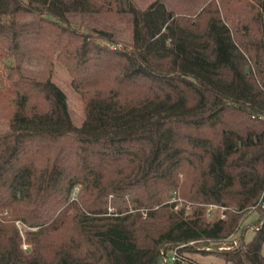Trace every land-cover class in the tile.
Segmentation results:
<instances>
[{
    "label": "trees",
    "instance_id": "16d2710c",
    "mask_svg": "<svg viewBox=\"0 0 264 264\" xmlns=\"http://www.w3.org/2000/svg\"><path fill=\"white\" fill-rule=\"evenodd\" d=\"M0 118V264H264V0H0Z\"/></svg>",
    "mask_w": 264,
    "mask_h": 264
},
{
    "label": "rangeland",
    "instance_id": "374dc122",
    "mask_svg": "<svg viewBox=\"0 0 264 264\" xmlns=\"http://www.w3.org/2000/svg\"><path fill=\"white\" fill-rule=\"evenodd\" d=\"M134 1L140 7H145L153 0H134ZM71 18L75 21H82L84 23H87L95 27H98L100 25L103 28L108 29V31H110L114 35V37L121 43L127 44L131 40L129 28L127 26V23H125L124 21L117 19H107V18L105 19L97 16L79 15V14L73 15ZM51 80L65 93L67 109L71 117V120L73 121L74 124L79 125L82 122L84 116L83 101L71 86V76L67 68L62 63L58 61H54L52 66ZM7 127H8L7 121L3 118H0V129H6ZM208 209L213 211L215 207L209 206ZM220 212L221 209H219L218 213L220 214V217H224V215L221 214ZM211 215L208 214V218H211L212 217ZM250 215L252 217L254 216V213L252 212ZM245 223L246 221L242 222V224ZM250 235L251 232L250 230H248L245 238L249 239ZM201 247H204L208 251V249L211 246L197 245L195 248L201 249ZM191 256L195 258H201L203 261L211 264H223V262L220 261L215 256L214 253L202 254L200 252H193L191 253ZM158 264H163L160 259L158 261Z\"/></svg>",
    "mask_w": 264,
    "mask_h": 264
},
{
    "label": "built area",
    "instance_id": "2783aa9c",
    "mask_svg": "<svg viewBox=\"0 0 264 264\" xmlns=\"http://www.w3.org/2000/svg\"><path fill=\"white\" fill-rule=\"evenodd\" d=\"M161 256H160V260L162 261L163 264H165V263H167L169 261H173V260H176V259L180 258L179 257L180 255L178 254V251H177V247H175L172 251H170L166 256H163V255H161ZM182 258H184V257H182ZM189 264H191V263H189Z\"/></svg>",
    "mask_w": 264,
    "mask_h": 264
}]
</instances>
